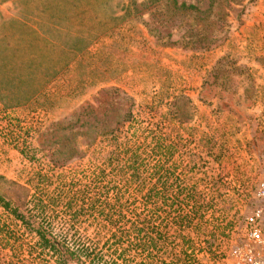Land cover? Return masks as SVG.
Returning <instances> with one entry per match:
<instances>
[{"label":"rangeland","instance_id":"obj_1","mask_svg":"<svg viewBox=\"0 0 264 264\" xmlns=\"http://www.w3.org/2000/svg\"><path fill=\"white\" fill-rule=\"evenodd\" d=\"M174 1L0 0L1 187H38L61 204L98 186L111 135L139 140L153 128L173 148L143 166L164 164L173 190L180 176L194 190L196 215L181 240L176 211L163 209L170 192L123 188L121 216L98 235L89 212L80 214L70 230L102 264L147 260L142 242L131 244L134 223L158 232L153 264H222L211 260L219 232L228 224L227 252L264 174V0ZM106 172L102 196L118 180ZM52 206L55 224L63 214ZM33 242L0 206V264H56Z\"/></svg>","mask_w":264,"mask_h":264},{"label":"trees","instance_id":"obj_2","mask_svg":"<svg viewBox=\"0 0 264 264\" xmlns=\"http://www.w3.org/2000/svg\"><path fill=\"white\" fill-rule=\"evenodd\" d=\"M172 2L174 3L175 1L172 0ZM132 133L134 135V132ZM141 133L139 140L124 134L119 136L117 134L111 135V148L103 156L102 168L97 170L98 173L94 179V182L97 181L98 186L95 187V190L92 189L86 192L84 188L87 186L84 185L83 189L79 188L73 191L72 195L66 194L69 190L59 191L56 198L63 196V194L67 195L61 204L53 198L55 195H49L38 187H35V191L31 193L30 188L26 185L13 180L5 181V184L2 187L0 186V206L18 221L25 231L33 236L32 247L37 254H48L50 258L54 259L53 262L56 264H70L71 262L77 264L86 262L102 264L101 257L97 254L94 247L90 243L85 244L77 240L69 225L80 220L79 216H82L80 214L89 212L88 215L95 222V234L98 235L99 231L103 229L107 230V227L112 224L113 216H121L124 208L121 193L123 188L129 190L132 188L133 192L136 193H141L145 190V198H152L158 191L163 195L168 194V192L173 193L172 200L163 209H166V215L176 211L174 213L179 224L178 239L184 238L181 235L182 223L190 222L193 219L192 216L196 215L194 213L195 209H197L195 202L192 201V196H188L194 190H192V187L185 185L186 179L182 176H180V181L177 182L173 190L171 181L169 182V168L164 164L154 163L143 166L144 161L157 155L161 148H164L165 154L170 152V149L173 148V143L169 141V138L161 137L153 128H149L146 131L142 130ZM136 137H139V135H136ZM20 152L25 154L23 149ZM145 167H147L146 170H144ZM108 170L109 172L107 173L106 171ZM104 172L108 175H112V172H115L118 175L115 178L118 180L110 183L112 187L110 192L113 194L102 196L101 191L108 184L104 183V176L100 177ZM34 176L39 181H43L47 177L45 173L40 171L35 172ZM155 177L156 181H153ZM158 183L162 185L163 190L162 187L160 188L161 191L158 190ZM189 202L191 205H189ZM52 205H60L61 213L63 214V217L55 224L53 223V210L51 211L49 208ZM228 228V224H226L224 230L222 229L219 232L216 243L212 248L211 260L213 261H220L225 256L226 245L224 240L229 235V232L226 233ZM121 229L120 226L117 227V231ZM132 231V246L137 248L142 242V249L148 255L146 261L135 264H153V248L157 244L155 233L157 234L158 232H154L153 226H149L142 233L141 228H137L135 223L132 224ZM118 238L120 236L116 239ZM179 256L180 254H176V257ZM170 257H172L171 253ZM172 260L174 262H163L161 260L159 264H176L179 262L180 264H190L186 258H174Z\"/></svg>","mask_w":264,"mask_h":264},{"label":"built area","instance_id":"obj_3","mask_svg":"<svg viewBox=\"0 0 264 264\" xmlns=\"http://www.w3.org/2000/svg\"><path fill=\"white\" fill-rule=\"evenodd\" d=\"M251 199L253 206L242 218L239 240L225 253L222 264H264V174Z\"/></svg>","mask_w":264,"mask_h":264}]
</instances>
